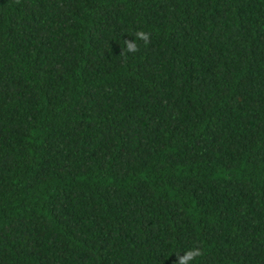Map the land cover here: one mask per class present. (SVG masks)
Returning <instances> with one entry per match:
<instances>
[{
	"label": "trees",
	"instance_id": "trees-1",
	"mask_svg": "<svg viewBox=\"0 0 264 264\" xmlns=\"http://www.w3.org/2000/svg\"><path fill=\"white\" fill-rule=\"evenodd\" d=\"M193 246L264 264V0H0V264Z\"/></svg>",
	"mask_w": 264,
	"mask_h": 264
},
{
	"label": "clouds",
	"instance_id": "clouds-1",
	"mask_svg": "<svg viewBox=\"0 0 264 264\" xmlns=\"http://www.w3.org/2000/svg\"><path fill=\"white\" fill-rule=\"evenodd\" d=\"M151 32H145L143 30H139L135 33L134 42L130 40H124V47L122 48V52L120 54L121 57L126 61L129 54H135L139 51V45L136 41H142L145 46L151 44ZM203 255V251L198 246H193L182 253H177L178 264H193V262L200 256Z\"/></svg>",
	"mask_w": 264,
	"mask_h": 264
}]
</instances>
